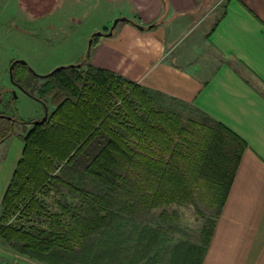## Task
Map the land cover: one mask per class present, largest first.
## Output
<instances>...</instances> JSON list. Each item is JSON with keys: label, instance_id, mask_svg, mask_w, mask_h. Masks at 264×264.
Returning a JSON list of instances; mask_svg holds the SVG:
<instances>
[{"label": "trees", "instance_id": "1", "mask_svg": "<svg viewBox=\"0 0 264 264\" xmlns=\"http://www.w3.org/2000/svg\"><path fill=\"white\" fill-rule=\"evenodd\" d=\"M78 64L41 76L27 63H14V83L52 109L45 120L21 122L29 128L20 135L21 157L0 204V238L21 253L50 260L146 264L161 225L140 224L129 233L122 226L161 206L205 200L215 212L201 229L198 255L197 247L178 242L168 260L200 264L244 141L204 113L183 119L158 106L144 86L85 60ZM38 78L44 82L37 87ZM0 118L1 142L20 121ZM62 186L77 198L74 205ZM51 192L61 193L60 213L43 206ZM15 215L37 217L39 224L8 222Z\"/></svg>", "mask_w": 264, "mask_h": 264}, {"label": "crops", "instance_id": "2", "mask_svg": "<svg viewBox=\"0 0 264 264\" xmlns=\"http://www.w3.org/2000/svg\"><path fill=\"white\" fill-rule=\"evenodd\" d=\"M43 1L30 6L46 8ZM54 7L39 19L52 29L61 21L48 14L57 8L104 13L92 31L128 18L96 39L89 64L190 106L244 141L200 264H264V0H56ZM1 146L0 204L24 143L11 135Z\"/></svg>", "mask_w": 264, "mask_h": 264}, {"label": "rangeland", "instance_id": "3", "mask_svg": "<svg viewBox=\"0 0 264 264\" xmlns=\"http://www.w3.org/2000/svg\"><path fill=\"white\" fill-rule=\"evenodd\" d=\"M21 1L17 7L14 0H0V115L11 116L20 121L15 123L12 132L13 136L18 135L19 137L29 128L27 123L21 122L38 120L44 115L45 110L36 99L12 84L8 73L10 64L14 60L23 59L36 74L43 75L59 65L78 64L83 60L85 63H89V57L97 44L96 39L101 37L100 35H107L109 31L105 32V29L92 31L93 24L104 17V13L69 14L64 12V8L61 10L57 8L58 12L48 14L49 17L55 16L54 18L61 21L53 24L52 29L44 24L45 21L43 23V20L39 19L44 13L54 10L56 0H48L49 4L46 8L39 4H34L35 6L31 8V0ZM40 1L44 2L43 0ZM103 7L102 4H97L94 8L96 11H102ZM107 8L112 9L113 7L108 6ZM95 31H100L101 34L93 36L89 45V39ZM103 37L107 38V36ZM87 51L88 56L85 58ZM43 82L38 78L35 81V86L38 87ZM155 100L158 102L156 103L158 106L178 112L183 119L188 117L199 119L201 117V112L193 110L190 106L175 104L176 102L161 96H157ZM51 109L52 106L48 104L47 110L50 111ZM4 122V119L0 118V124ZM7 139L8 137L1 141L0 146ZM60 191L70 204L74 205L77 202V198L68 192L67 187H60ZM61 193L51 192L48 196L43 197V206L46 205L48 213H60L56 200H60ZM162 211L167 214L166 217L160 214ZM214 212L215 208L210 207L205 200H198L196 205L170 204L153 209L142 216L143 218L125 223L121 230L129 233L132 227L140 228L142 225L156 229L157 226L161 225L162 229L158 232V243L152 251L153 259L145 263L168 264L171 252L178 242H186L192 247H197L198 255V249L201 246V229L205 220L213 217ZM45 218L41 217V219ZM61 218L62 220L66 219L64 216ZM38 221L37 217L23 219L17 218L16 215L8 219V222L24 225H38ZM44 225L46 224L44 223ZM39 257L21 253L15 246L0 238L1 264H87L77 256L78 260L75 257L74 260H58L54 257L50 260Z\"/></svg>", "mask_w": 264, "mask_h": 264}, {"label": "water", "instance_id": "4", "mask_svg": "<svg viewBox=\"0 0 264 264\" xmlns=\"http://www.w3.org/2000/svg\"><path fill=\"white\" fill-rule=\"evenodd\" d=\"M126 20H128V18H126V17H116V18H114L113 19V21H112V25L110 26V28H109V31H108V33H107V35H111L112 34V30H113V28L115 27V25L117 24V22L118 21H126ZM139 28H142V26H138ZM101 34V32L100 31H95V32H93L92 33V35H91V37H90V39H89V45H90V43H91V41H92V37L93 36H96V35H100ZM87 53H88V51H87ZM86 56V55H85ZM21 63V64H24V63H26L23 59H17V60H14L11 64H10V66H9V68H8V73H9V78H10V81L12 82V83H14V81H13V76H12V69H13V66H14V63ZM69 65H75V64H69ZM76 65H79V64H76ZM64 67V65H59V66H57V67H55L54 69H52L50 72H48V73H46V74H43V75H41V76H45V75H47V74H50V73H52V72H54V71H56V70H58V69H61V68H63ZM32 70V69H31ZM33 71V70H32ZM34 72V71H33ZM35 73V72H34ZM21 87V86H20ZM22 88V87H21ZM22 90L26 93V94H28V95H30L26 90H24L23 88H22ZM15 93L13 92V95H14ZM44 109H45V111H44V115L41 117V119L40 120H45V118H46V114H47V106H45L44 105ZM0 117H5V118H7V119H11V116H7V115H0ZM39 120H34V122H38Z\"/></svg>", "mask_w": 264, "mask_h": 264}, {"label": "flooded vegetation", "instance_id": "5", "mask_svg": "<svg viewBox=\"0 0 264 264\" xmlns=\"http://www.w3.org/2000/svg\"><path fill=\"white\" fill-rule=\"evenodd\" d=\"M15 87H18V88H20V89H22L21 87H20V85H18V84H15V83H12ZM10 90H12V89H10ZM39 102V101H38ZM42 106H43V108H44V105L41 103V102H39ZM45 110V109H44Z\"/></svg>", "mask_w": 264, "mask_h": 264}]
</instances>
